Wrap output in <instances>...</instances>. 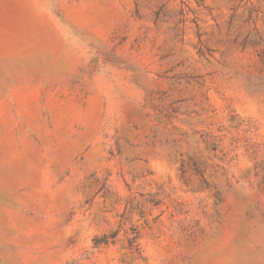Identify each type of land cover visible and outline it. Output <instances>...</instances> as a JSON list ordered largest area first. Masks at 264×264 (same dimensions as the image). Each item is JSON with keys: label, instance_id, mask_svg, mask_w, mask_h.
<instances>
[{"label": "rangeland", "instance_id": "rangeland-1", "mask_svg": "<svg viewBox=\"0 0 264 264\" xmlns=\"http://www.w3.org/2000/svg\"><path fill=\"white\" fill-rule=\"evenodd\" d=\"M0 264H264V0H0Z\"/></svg>", "mask_w": 264, "mask_h": 264}, {"label": "trees", "instance_id": "trees-1", "mask_svg": "<svg viewBox=\"0 0 264 264\" xmlns=\"http://www.w3.org/2000/svg\"><path fill=\"white\" fill-rule=\"evenodd\" d=\"M100 240H102V239H100ZM100 240H98L97 242L98 243H107L106 239H104L103 241H100Z\"/></svg>", "mask_w": 264, "mask_h": 264}]
</instances>
